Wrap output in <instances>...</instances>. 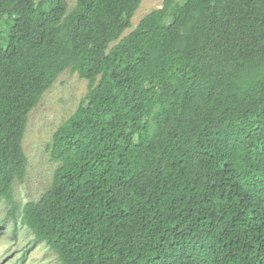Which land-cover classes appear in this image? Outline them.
I'll list each match as a JSON object with an SVG mask.
<instances>
[{
    "label": "trees",
    "instance_id": "16d2710c",
    "mask_svg": "<svg viewBox=\"0 0 264 264\" xmlns=\"http://www.w3.org/2000/svg\"><path fill=\"white\" fill-rule=\"evenodd\" d=\"M140 2L0 0L7 217L28 114L70 70L88 88L22 207L34 240L60 264H264V0H163L122 36Z\"/></svg>",
    "mask_w": 264,
    "mask_h": 264
},
{
    "label": "rangeland",
    "instance_id": "374dc122",
    "mask_svg": "<svg viewBox=\"0 0 264 264\" xmlns=\"http://www.w3.org/2000/svg\"><path fill=\"white\" fill-rule=\"evenodd\" d=\"M162 3L163 0H141L131 18V27L122 36ZM68 4L72 8L75 0H68ZM5 36L6 32L0 29V45L5 43ZM87 88L88 80L66 70L43 92L28 114L22 139L27 158L26 174L22 181L13 184L14 200L18 206L15 220L7 217L10 206L4 200L0 202V264H60L56 253L45 242L35 241L32 231L21 223L22 207L27 202L38 201L50 187L58 165L51 159L48 149L52 135L76 110Z\"/></svg>",
    "mask_w": 264,
    "mask_h": 264
}]
</instances>
